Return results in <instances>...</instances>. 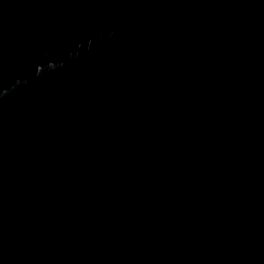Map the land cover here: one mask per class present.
Returning <instances> with one entry per match:
<instances>
[{"label":"water","instance_id":"1","mask_svg":"<svg viewBox=\"0 0 264 264\" xmlns=\"http://www.w3.org/2000/svg\"><path fill=\"white\" fill-rule=\"evenodd\" d=\"M0 264H264V0H0Z\"/></svg>","mask_w":264,"mask_h":264}]
</instances>
